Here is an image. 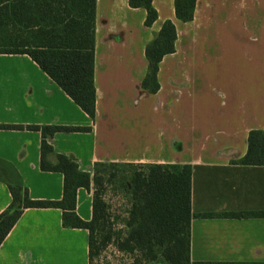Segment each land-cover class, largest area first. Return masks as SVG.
Listing matches in <instances>:
<instances>
[{
	"label": "crops",
	"instance_id": "1",
	"mask_svg": "<svg viewBox=\"0 0 264 264\" xmlns=\"http://www.w3.org/2000/svg\"><path fill=\"white\" fill-rule=\"evenodd\" d=\"M175 1L152 0L158 19L149 27L129 0H96L95 121L29 55L0 53V124L91 127L48 138L91 174L99 162L191 165V260L264 264V164L239 162L250 131L264 132V0H196L188 22ZM166 20L175 52L159 63L151 93L142 88L146 45ZM41 143L38 130L0 129V214L9 185L62 199L64 175L40 168ZM75 211L92 219L93 185L78 189ZM62 215L26 208L0 264H89V231L63 226Z\"/></svg>",
	"mask_w": 264,
	"mask_h": 264
},
{
	"label": "trees",
	"instance_id": "2",
	"mask_svg": "<svg viewBox=\"0 0 264 264\" xmlns=\"http://www.w3.org/2000/svg\"><path fill=\"white\" fill-rule=\"evenodd\" d=\"M131 7L146 10V26L158 19L152 0H129ZM196 0H176L175 12L183 22L193 20ZM96 0H0V53L29 55L90 117L96 118L95 87ZM177 30L172 20L146 45L148 70L142 88L159 90V63L175 52ZM0 129H32L42 134L40 168L64 175L61 200H37L29 190L9 185L12 201L0 214V245L26 208L59 207L65 227L89 231V264L102 246L112 240L108 231L99 241L98 233L109 219L100 194H93V217L86 221L75 211L77 191L100 186V169L107 164L134 168L126 186L131 208L126 220L128 232L118 237L119 250L133 256L130 264H149L162 255L169 264H211L191 260L192 166L189 164L109 163L95 164L94 173L82 171L75 158L57 154L48 138L58 131H90L91 127L58 125H5ZM54 155L56 160L48 159ZM242 164H264V132L252 130ZM246 215V214H244Z\"/></svg>",
	"mask_w": 264,
	"mask_h": 264
},
{
	"label": "rangeland",
	"instance_id": "3",
	"mask_svg": "<svg viewBox=\"0 0 264 264\" xmlns=\"http://www.w3.org/2000/svg\"><path fill=\"white\" fill-rule=\"evenodd\" d=\"M133 172L134 168H126L122 164H107L100 169L99 177L102 179V184L100 186L93 185V194L99 193L106 203L109 219L100 229L98 239L101 241L104 235L111 231L112 240L101 247L92 264H130L133 260L131 254L119 250L116 245V239L118 237L125 238L128 232L126 220L131 208V195L126 182ZM149 264L169 263L160 255L156 261Z\"/></svg>",
	"mask_w": 264,
	"mask_h": 264
}]
</instances>
